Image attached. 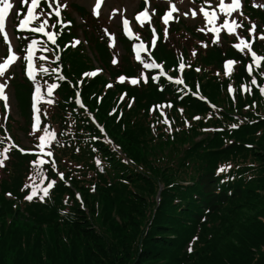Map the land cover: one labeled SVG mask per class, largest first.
I'll list each match as a JSON object with an SVG mask.
<instances>
[{
	"label": "trees",
	"instance_id": "16d2710c",
	"mask_svg": "<svg viewBox=\"0 0 264 264\" xmlns=\"http://www.w3.org/2000/svg\"><path fill=\"white\" fill-rule=\"evenodd\" d=\"M66 2L61 32L42 4L58 40H43L35 84L23 66L8 74L17 114L0 104V264H264V11L245 0L239 17L238 36L262 57L259 68L248 50L232 47L236 36L212 43L201 24L156 18L160 40L143 59L181 79L176 85L155 83L159 68L144 69L116 32L120 53L107 17ZM139 28L150 40L149 27ZM15 37L23 54L35 35ZM228 60L235 63L225 75ZM37 87L40 124L32 130ZM43 127L56 171L51 161L40 165L41 183L30 161ZM33 182L37 195L27 201L31 188L21 189Z\"/></svg>",
	"mask_w": 264,
	"mask_h": 264
},
{
	"label": "snow or ice",
	"instance_id": "6c2138e0",
	"mask_svg": "<svg viewBox=\"0 0 264 264\" xmlns=\"http://www.w3.org/2000/svg\"><path fill=\"white\" fill-rule=\"evenodd\" d=\"M45 3H47V0H44ZM145 4L147 5L148 0H144ZM166 2L171 5V0H166ZM217 2V6L220 10L221 13H224V18L222 21V24L219 27H214L212 29L213 32V36H212V43H216L218 40V33L220 31L221 28H224L227 30L228 34H235V30L234 27H229V19H228V15L235 11L238 10L239 8V3L238 0H231V3H225L224 0H216ZM19 3L21 5H25L27 4V10H26V15H24V17L22 19H19L18 25H15L14 27H16L18 30H22V31H28L30 33L36 34V33H40L43 34L44 36H47L49 40H53V34L50 32L45 31V28L47 26L50 25V21L48 19H41V13L43 12V5L41 4V0H31L30 4L28 3V0H19ZM102 3V0H94V7L92 9V13L93 15L97 14V9L100 8ZM264 6V5H261ZM40 8V11H36L37 8ZM13 8V3H10V0H0V36H2L3 42L8 46L7 47V57L5 59L2 60V62H0V101H4V108H5V112H7L9 105L7 103V96L5 95L4 89L6 87V81L10 80L12 77L10 75L6 76L5 73L9 67V65L11 63H13L14 61L17 60V57L13 54L12 52V45L9 43V34L6 31V26H5V20L6 17L8 15V12L10 9ZM172 10L175 11V7L172 6ZM189 11H192L191 9ZM200 12L203 14L204 19L208 22V23H213L214 20L216 19V14L215 12L210 13L208 11L205 10V8L203 6H201L200 8ZM147 13H148V9L147 7L145 8V10L141 11L140 13H138L135 17L136 21L140 22L141 21V17H147ZM17 16H19V13H16ZM185 16H187V13L184 14ZM55 16L57 17V23H59V9L56 10L55 12ZM192 16L193 18L196 16V12L192 11ZM170 19V13H166L165 16L163 17V20L165 22V24H167L168 20ZM33 21H36L37 24L33 25L32 27H28L29 24H32ZM125 27V34H127V25H128V21L124 20L123 21ZM142 23V22H141ZM232 24L235 25V20L233 19ZM52 27H55V24H51ZM238 26V25H237ZM254 25L252 26V28L249 29V35L252 34V30L254 29ZM198 31H201L202 29H197ZM155 30L153 29V38H152V43L154 45L155 43ZM167 38V31L165 30V39ZM261 39H264V35L260 36ZM111 41V37L109 38ZM236 39L239 41L238 43H233L232 47L235 48L237 51L241 52V54H244V49H248L249 52H251V48H250V41L246 42L243 38L239 37L238 35L236 36ZM37 43L36 40H32V42L30 44L27 45V52L28 55L23 56V61H27L28 62V69H31L32 67V51H33V45ZM78 43V41H77ZM109 46H112V43H109ZM142 45H137L136 47H141ZM202 46H206L203 45ZM135 51V48L133 49ZM194 54V53H193ZM150 55V54H149ZM44 57H41V60H43ZM135 59L142 64L144 69H156L159 67V65L155 64V63H151L149 62L148 59H142L140 54L137 53ZM262 58L258 57L255 53H251V61L253 63H255L258 60H261ZM113 64L117 63L116 59H113L112 61ZM235 63V61L233 60H228L224 62V68H225V75H228V66ZM259 67V65H257ZM184 65L183 63L179 64V69H183ZM249 66H246V70L248 69ZM198 70V69H197ZM52 71H56V69H53ZM99 71V70H97ZM26 75L28 77L29 80H32V83L35 84V80L33 79V72L32 71H26ZM83 75H88V76H94L96 75V72H92V73H85ZM249 75H251V72H249ZM141 78H143V73H140ZM60 79H64L63 77H59ZM152 80L154 82L157 81V77L152 76L151 77ZM126 78L124 76H120L118 77L119 81H124ZM130 79V83L132 85H136L139 81L136 78H129ZM170 83H174L176 85H180L182 83V80L179 78H168ZM144 82H147V79L144 80ZM256 80L252 79L251 80V84L252 85H256ZM111 86V85H108ZM57 85L56 84H52L49 87V92L52 91V89L56 88ZM158 90L162 91L163 90V86L162 85H157ZM245 90L244 86L242 85V91ZM229 93L231 94L233 92V89L231 86H229L228 89ZM250 91V89H249ZM36 92H39V88H36ZM259 92L261 93L262 96H264V86H260L259 87ZM37 100L38 97L35 93H33V95L31 96V119H32V123H31V129L32 130H36L37 129ZM76 104L80 105L81 107H83L81 101L79 99H76L75 101ZM168 107H170V105H167ZM214 107V106H213ZM247 108V106H245ZM182 111V110H181ZM194 119H199V117H194ZM232 127H236V125H232ZM41 131L44 133V135H38L39 144L34 145V148H38L40 149L41 152H43V146L45 144V138L46 136H50L51 133H49L47 127H43L41 128ZM31 135V133H30ZM8 150L5 149L4 152L6 153ZM20 151L23 153L25 150L20 149ZM47 156H51V152H47L44 153ZM36 158L32 161H30V164L33 166V168L36 170V176L40 177V182H43L44 176L43 173L40 170V165H43L45 163V161L43 159L40 158V153L37 152L35 153ZM7 158L6 155H0V167H3V159ZM97 163L99 164V161H97ZM51 168L53 170V172L56 171L55 168V163L53 161V163L51 164ZM59 179L61 181H63L64 176L63 173H58ZM29 180L32 179L31 175L28 177ZM56 181L55 179H50L48 180L47 186L45 188H41L39 189L40 192L43 193V195L39 196V199L41 202H44L45 196L48 194V190L53 188V186L55 185ZM67 186V185H66ZM26 188H31V193L27 194L25 196V199L27 201H32L33 197L37 195V188L35 183H29V184H25L23 186V188L21 189L22 191ZM94 190V188H93ZM6 195H10V194H6ZM77 199H79V194H76ZM65 203H67V198L65 199ZM195 239V238H193ZM191 249H189L190 251Z\"/></svg>",
	"mask_w": 264,
	"mask_h": 264
},
{
	"label": "rangeland",
	"instance_id": "374dc122",
	"mask_svg": "<svg viewBox=\"0 0 264 264\" xmlns=\"http://www.w3.org/2000/svg\"><path fill=\"white\" fill-rule=\"evenodd\" d=\"M64 1L66 2V0ZM59 2H60L59 6L60 8H62V2L61 1ZM69 2L77 3L78 5L85 7L90 12H92V9L94 7V0H69ZM200 2L202 4H200ZM224 2L226 4L231 3V0H224ZM243 2L244 0H238L239 3L238 10H235L228 15V19L230 21L229 27H234L235 30V34H231V35H236L238 33V28H239V26H237L238 18H239L238 16L240 15ZM10 3H13V8L10 9L8 12L5 26H6V31L9 34V43L12 45V52L17 57V60L9 65L5 75L12 69H18L21 64V58L19 57V55H17L18 43L13 33V31L15 30L13 22L15 21V15L18 12L19 6L21 4L19 3V0H10ZM141 3H144V0H103L100 8L97 9V14L95 16L107 17V21L109 20V24L111 23L112 32H113L112 34H114L113 36L114 46L116 49L119 50L120 53H123V50L121 49L120 45L117 42L116 32H119V28L122 25V21H124L125 19L129 21L134 27L133 23L136 21L135 17L139 13ZM254 4L257 8H260L261 10L264 11V6H261L264 5V0H254ZM172 6L175 7V11L172 10ZM201 6H203L205 10L210 13V16L212 12H215L216 19L214 20L213 23H208L204 19L203 14L200 12ZM157 8H166V11L172 13L173 20L175 19L176 20L186 19L189 21L191 20L195 23L201 24L206 31H209L211 33H213L212 29L214 27H219L222 24L224 18V13L220 12L216 0H171V5H169L166 2V0H148L147 9L152 14V19L148 20L147 22L140 21L142 22L140 23V25L147 26L153 24L155 28L156 26L153 21L157 16L156 13ZM190 9L196 12V16L194 18L192 16V11H189ZM185 13H187V16L184 15ZM233 19L235 20V25L232 24ZM46 29L51 31L50 26H47ZM224 33H227V30L221 28L217 35L218 37H220ZM1 39L2 36H0V62H2V60L7 57L5 52V47L3 46ZM140 45H142L140 47L141 53L146 52L147 51L146 46L142 43H140ZM32 60H33V54H32ZM4 92L8 98L7 99V103L9 105L8 111L15 116L17 114V107H16L13 89L8 84V81H6V87L4 89ZM21 137H22L21 141L25 147L32 146L30 140L25 135H21Z\"/></svg>",
	"mask_w": 264,
	"mask_h": 264
},
{
	"label": "bare ground",
	"instance_id": "6f19581e",
	"mask_svg": "<svg viewBox=\"0 0 264 264\" xmlns=\"http://www.w3.org/2000/svg\"><path fill=\"white\" fill-rule=\"evenodd\" d=\"M103 1V0H102ZM143 20V18H141Z\"/></svg>",
	"mask_w": 264,
	"mask_h": 264
}]
</instances>
